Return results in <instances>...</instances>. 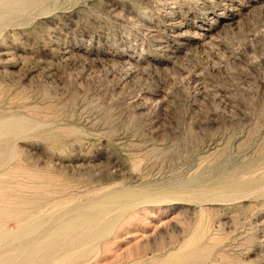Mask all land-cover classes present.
I'll list each match as a JSON object with an SVG mask.
<instances>
[{
    "label": "rangeland",
    "instance_id": "rangeland-1",
    "mask_svg": "<svg viewBox=\"0 0 264 264\" xmlns=\"http://www.w3.org/2000/svg\"><path fill=\"white\" fill-rule=\"evenodd\" d=\"M0 264H264V0H0Z\"/></svg>",
    "mask_w": 264,
    "mask_h": 264
},
{
    "label": "bare ground",
    "instance_id": "bare-ground-1",
    "mask_svg": "<svg viewBox=\"0 0 264 264\" xmlns=\"http://www.w3.org/2000/svg\"><path fill=\"white\" fill-rule=\"evenodd\" d=\"M104 220H105V216L104 217H100L99 219H97L96 221H94V223H95V225H97L99 223H102ZM73 230H74L73 225H70L69 227H67V233H68V235H72V233L75 232ZM91 230L92 229H90V231H88V232H91ZM105 230H107L106 227L101 228L99 231H96V234L94 235V238L101 239L102 236H103V234H104V232H105ZM85 232H87V231H83L81 233H85Z\"/></svg>",
    "mask_w": 264,
    "mask_h": 264
}]
</instances>
